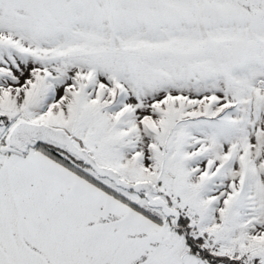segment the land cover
Masks as SVG:
<instances>
[{"label":"snow or ice","instance_id":"obj_1","mask_svg":"<svg viewBox=\"0 0 264 264\" xmlns=\"http://www.w3.org/2000/svg\"><path fill=\"white\" fill-rule=\"evenodd\" d=\"M0 264H264V0H0Z\"/></svg>","mask_w":264,"mask_h":264}]
</instances>
